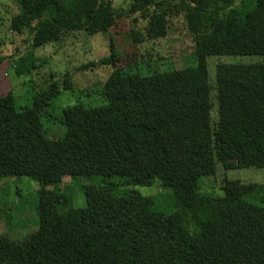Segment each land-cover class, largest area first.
<instances>
[{"label": "trees", "instance_id": "16d2710c", "mask_svg": "<svg viewBox=\"0 0 264 264\" xmlns=\"http://www.w3.org/2000/svg\"><path fill=\"white\" fill-rule=\"evenodd\" d=\"M129 1V14L153 6L147 34L163 38V3ZM186 4L197 59L187 76L195 88L184 89L176 72L117 70L101 104L62 108L59 138L47 135L42 119L61 91L40 92L28 107L0 99V180L26 177L39 185L35 237L1 252L0 264H264V184L226 182L222 196L199 191L218 165L264 169V72L218 66L214 119L206 65L208 57L264 62V0ZM19 8L12 30L28 31L32 49L63 30L106 34L119 17L103 0H19ZM110 52L88 67L112 64L111 43ZM33 67L20 59L16 74ZM63 91H70L67 79ZM65 177L100 180L83 187L84 208L54 190ZM154 181L172 191L173 212L161 213L151 198L127 189Z\"/></svg>", "mask_w": 264, "mask_h": 264}, {"label": "rangeland", "instance_id": "374dc122", "mask_svg": "<svg viewBox=\"0 0 264 264\" xmlns=\"http://www.w3.org/2000/svg\"><path fill=\"white\" fill-rule=\"evenodd\" d=\"M103 1L119 14L106 34L90 36L79 29L63 30L57 40L32 49V35L28 31L16 33L12 30V18L20 13L19 0H0V57L3 58L0 64V99L11 98L16 107H28L33 97L40 92L51 87L61 91L42 119L47 135L51 137L63 135L58 120L62 108L75 104L98 105L101 104L102 96H109L108 82L117 70L141 76L176 72L182 77L184 89L195 88V81L189 78L190 75L187 76L195 70L197 59L194 41L186 26V0H151V3L162 2L168 11L166 35L159 39H151L147 34V16L154 11L152 5L143 12L129 14V0ZM235 7H241L240 1L235 2ZM138 37L140 41H137ZM110 43L115 61L107 66L88 67L111 55ZM20 59L34 66L30 73L16 74ZM259 59L239 56L206 59L212 118H216L218 108L215 93L218 66L261 73L264 72V62L259 63ZM65 79L69 81L70 91H63ZM246 148L252 149V144L248 142ZM226 182L264 184V169L224 171L218 165L214 176L201 178L199 191L222 196L221 187ZM99 184V179L65 177L54 190L62 196L69 195L71 205L82 209L85 207L83 187ZM127 189L151 198L159 212H173L172 191L161 187L158 181ZM38 190L39 185L26 177L0 180V253L26 245L34 239L38 225Z\"/></svg>", "mask_w": 264, "mask_h": 264}]
</instances>
